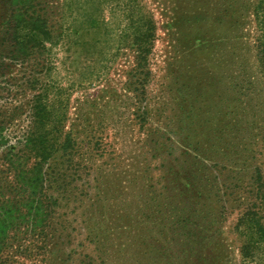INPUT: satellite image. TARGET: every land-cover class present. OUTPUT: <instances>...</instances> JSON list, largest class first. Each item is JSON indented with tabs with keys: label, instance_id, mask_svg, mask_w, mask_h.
<instances>
[{
	"label": "rangeland",
	"instance_id": "1",
	"mask_svg": "<svg viewBox=\"0 0 264 264\" xmlns=\"http://www.w3.org/2000/svg\"><path fill=\"white\" fill-rule=\"evenodd\" d=\"M46 1L49 52L0 68V201L16 194L10 161L35 163L21 153L33 100L56 114L52 136L55 120L79 152L52 161L68 181L60 206L12 234L6 256L264 264V242L241 222L249 212L264 221L261 0ZM238 82L251 91H235ZM188 85L218 89L191 97ZM190 110L200 117L194 127Z\"/></svg>",
	"mask_w": 264,
	"mask_h": 264
},
{
	"label": "trees",
	"instance_id": "2",
	"mask_svg": "<svg viewBox=\"0 0 264 264\" xmlns=\"http://www.w3.org/2000/svg\"><path fill=\"white\" fill-rule=\"evenodd\" d=\"M46 5V0H0V68H5L7 60L12 63H24L36 60L41 54L44 55L49 52L48 45L52 44L53 34L45 14ZM256 14L259 23H261V19H264V0L258 3ZM259 42L261 45L257 46V56L258 61L261 64L263 63V72H261L263 79V27ZM140 66V64L137 65L138 69ZM253 81L255 82V80ZM242 84L238 82L231 84V87L235 88V91L238 89L251 91L249 87L241 88ZM185 88L191 92V97H193L192 93L194 92L203 94L204 92L218 89L217 86L213 85H205L200 90L193 88L191 85ZM255 94L257 96L251 102H255L258 105L260 97L258 93ZM38 102L33 100V110L29 114V131L24 139V149L21 151L23 160L26 159L27 153L29 157L31 156L35 159V163L31 169H27L25 163L19 162L22 169H18V167L16 169L14 161H10L11 170L15 171V179L17 181L15 187L16 194L0 201V264H25L19 260L18 255L10 256L7 254L6 256L5 254L6 251L9 253L12 248V234L21 233L25 228L31 227L32 229H36L34 224L41 225L46 222L52 212L51 209L54 210L56 206H60V190H63L62 193L66 192L65 188L68 187V181L65 174L62 173L64 171L63 168L56 172L52 169V161L58 157L71 159L72 155L79 152V144L73 140L71 133L63 134L62 137L59 135V124L55 120L54 128L56 135L55 137L52 136L54 131L51 130L50 124L53 122L56 114L53 115L51 112L46 111L44 105ZM144 109L146 110V107ZM195 113L194 110H190L188 115L184 117L193 127L197 124L196 119H200L197 116L198 114L195 115ZM225 114H221L219 110L214 116L218 118V122L220 123L226 120H222V118L226 117ZM176 118L182 119L179 118V115ZM207 121L211 122L210 117L205 118L204 122ZM230 124V122L223 123L221 130L223 129L224 131ZM235 138L238 140L237 137ZM262 141L264 142V138ZM4 142L5 137L3 130L0 128V143ZM17 150L16 146L12 147L10 155L17 157ZM18 159L20 160V157ZM251 215L252 213L250 212L245 214L241 222L247 223L250 231L259 240L258 242H264V221L258 217L257 213L254 214V217ZM19 252V250L16 251V253ZM57 260L65 263V260L60 257ZM34 264H37V260Z\"/></svg>",
	"mask_w": 264,
	"mask_h": 264
}]
</instances>
